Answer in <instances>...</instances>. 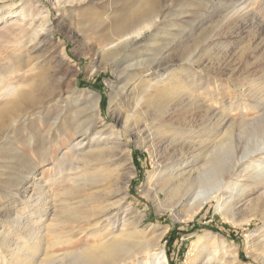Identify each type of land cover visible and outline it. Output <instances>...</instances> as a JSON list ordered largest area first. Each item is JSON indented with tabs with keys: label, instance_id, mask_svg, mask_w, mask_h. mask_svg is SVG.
I'll return each instance as SVG.
<instances>
[{
	"label": "rangeland",
	"instance_id": "obj_1",
	"mask_svg": "<svg viewBox=\"0 0 264 264\" xmlns=\"http://www.w3.org/2000/svg\"><path fill=\"white\" fill-rule=\"evenodd\" d=\"M140 1L0 0V17H7L6 20L4 18L0 20V72L2 73L0 95L4 93V86L6 87L7 84L18 86L21 74L9 73L10 71L15 70L18 65L24 68L26 64L31 66L37 62L41 63L36 65L34 72H26V75L31 73L35 75L39 72L36 78L40 83L49 84L53 90L63 92L62 99L57 103H49L47 108L28 109L26 114L11 118L9 123L7 122L0 129V231L7 233L8 236L14 235L11 217L17 213L26 215V210L22 209L21 204L12 207L9 196L18 186L28 187V192H32L30 191L33 188L32 181L28 177L32 167L38 168L40 181L47 179L54 171L52 162L67 149L66 145L58 147L54 143V135L59 132V128L61 130L69 127L68 132H71V128L77 125L82 128V133L86 132L90 137L94 135L92 134L94 119L89 110L93 98L86 91H91L100 97L99 120L108 123L114 130H120L124 115L132 116L131 123L133 119L144 122L147 116L151 117L154 113L162 112L166 108L175 109L179 99L178 94L174 92L176 83L169 82L166 85H169L168 90L162 92H158L154 86H157V81L162 77L179 81L187 75L186 71L201 73L203 64L197 61L206 59L212 61L214 57L227 55L234 66L241 69L246 66V61L254 60L255 55L258 66L264 69V44L254 52L249 46L254 44L251 35L243 32L227 37L224 33L228 22L226 16L230 14L228 11L239 7L232 4L233 0H173L172 3L170 0H156L153 4L155 12L166 6V14L156 24L155 29L145 33L128 46L104 56V52L111 50L114 44L110 39V30L115 28L126 15L135 12ZM262 4L263 0H257L252 5L261 18L264 15ZM10 11L14 12L11 14ZM21 12L25 13L23 17L16 16ZM262 20L264 22V19ZM45 31L47 34L42 38ZM259 36L264 38V25L258 30L257 40L260 39ZM188 54H193V58L190 62H185L184 59ZM26 68L28 66H25ZM149 77L153 82L150 88L146 87V80ZM220 81L223 86L218 99H223L226 105L247 95L257 94L259 97L262 94L252 87L250 89L247 86L237 87L226 77L220 78ZM113 87L118 94V104L110 109L108 96ZM71 96L76 100L71 101L69 98ZM136 102L141 103L140 108H135ZM207 104L211 108L215 107L212 100ZM184 110H181V116L170 125V129L158 127L159 131H157L164 139L169 136L186 154L194 155L197 161L196 172H200L205 179V173L210 167L209 159L220 147L222 140L226 143L231 132L215 136L214 130L207 126L208 118L201 120L199 116L194 117V115L195 121L191 123L192 127L188 132L184 128L185 122L190 117ZM242 113L244 117L249 118L257 115L256 111L249 108L240 111L237 117L243 115ZM54 116L60 118L56 124L53 121ZM67 122H70V125ZM152 124H154L152 129L155 130L157 124L154 122ZM177 130H180L179 134H176ZM234 132L233 135L236 134ZM32 139L33 147H30L29 143ZM120 140L122 155L119 159L121 163L119 170L113 165H108L106 175L100 178L104 179V182H100L99 188L102 192L99 196L103 198L106 193H118V188H123L126 182L127 193L124 203L134 209L131 218L136 220L142 216L139 228L145 231L148 238L153 237L154 242L162 244L168 264H190L187 262V256L195 242L205 246L206 252H210L213 248L217 250L214 254L216 264H229L227 260L230 257L223 253L227 250L235 251L238 264H264V244L252 247L247 241V238L257 240L263 233V220L258 215L264 209V187L252 192H248L246 188L240 190L236 187L234 193L237 195L238 192V195L234 202L237 205L234 207V216L232 215L231 219L230 216L221 213L217 199H208L194 214L189 212L187 204L176 214L158 210L155 201L146 193L150 174L155 169L150 153L138 146V140L132 131L124 134ZM10 146L14 150H9ZM47 149L49 154L44 159H39L37 152H46ZM64 154L69 155V153ZM159 154L158 161L165 160L169 156L163 150ZM263 155L256 154L254 159L259 161L250 163V169H254V173L257 172L254 175L264 173ZM21 171L23 174L20 173ZM209 186L205 184L203 189L206 191ZM203 189L195 188L193 196L197 194L206 196L205 193H201ZM54 193L61 194L58 189H54ZM160 195L163 197L162 192ZM120 197L121 195H116L113 198L115 200ZM191 202L190 200L189 203ZM81 205L84 209L94 208V203L82 202ZM96 205L99 206V203ZM49 222L48 218L41 224L44 228L42 232L48 238L53 236L50 233ZM82 222L78 225V229L87 228L89 222ZM151 225H156V228ZM72 229V226H65L53 230L54 232L64 230L66 237L75 238L73 242L49 251L57 254V258L53 256L47 258L54 261V264L71 262L78 253L92 248L94 243L100 240L98 235H89L81 230L72 234L70 233ZM1 254L0 250V256Z\"/></svg>",
	"mask_w": 264,
	"mask_h": 264
},
{
	"label": "bare ground",
	"instance_id": "obj_2",
	"mask_svg": "<svg viewBox=\"0 0 264 264\" xmlns=\"http://www.w3.org/2000/svg\"><path fill=\"white\" fill-rule=\"evenodd\" d=\"M155 1L141 0L135 12L126 15L115 28L110 30V39L114 41V44H112L111 50L104 52V56L128 46L145 33L155 29L156 24L166 14V6L155 12L153 9ZM170 2L172 3L173 0H170ZM256 2L257 0H233L232 4L239 7L237 9L231 8L228 11L230 14L226 16L228 22L224 32L227 37H232L234 34L239 35L243 32L246 35H251L254 44L249 46L252 47L254 52L264 44V38L259 36L260 39H256L258 30L264 25L262 20L264 15L262 18L259 17L257 10L252 6ZM261 8L264 9V0ZM13 12L10 11L11 14ZM24 15L25 13L21 12L16 16L23 17ZM1 18L7 19V17H0V20ZM161 26L163 27V25ZM46 34L45 31L42 38ZM192 58L193 54H188L184 60L190 62ZM256 60L257 57L254 55V60L252 59L251 62L246 61V66L240 69L234 66L227 55H223L214 57L212 61L209 59L197 61L198 63L202 62L201 65L203 64L201 73L189 70L186 71L187 75L179 81L165 77L157 81L158 83L154 81L157 84L154 87L157 88L158 92L168 90L169 85H166L169 82L176 83L174 92L179 97L177 104L175 103L177 107L172 110L166 108L162 112L154 113L153 116L150 114L151 117L147 116L146 118L149 121L144 120V122L133 119L131 123L132 116L124 115L120 130H114L108 123L99 120L100 97L98 94L86 91L93 98L92 102L90 101L89 110L94 119V133H92L94 135L90 137L88 133H82V128L77 125L71 126V132H68L69 127L61 130L59 128V132L54 135V143L58 147L66 145L67 149L52 162L54 171L49 174L47 179L40 181L38 179L40 172H38L37 167L32 165L33 167L28 176L32 181L31 186L33 188L30 190L32 192H28V187L23 186H18L15 192H11L12 194L9 197L12 207L21 204L22 209L26 210V215L17 213L11 217V225L14 228L13 236H8L7 233L0 231V250L2 251L0 264H54V261L47 258L52 256L57 258V254L49 251L63 247L75 239L72 236L66 237V231L64 230L60 232L53 231L65 226L73 227L70 233L81 230L89 235L100 237V240L94 243L92 248L78 253L77 257H73L74 259L71 262L65 264H168L162 244L154 242L153 237L148 238L145 231L139 228L142 216H139L136 220L131 218L134 209L124 203V197L127 193L126 182H124L125 186L123 188H118V193L109 192L103 198L99 196L102 192L99 188L100 182H104V179L100 178L106 175L108 165H113L119 170L121 164L119 159L122 155V152H120V149H122L120 148V139L130 131L138 140V146L148 150L151 155L155 169L150 174L146 193L155 201L158 210L162 209L176 214L181 207L187 204L189 205V212L194 214L201 209L208 199H217L221 213L230 216L231 219L234 207L237 205L234 202L235 197L237 199L238 195V192L237 195L234 193L236 187L240 190L246 188L249 190L248 192L264 187V173L259 172L260 174L254 175L257 172L254 173V169H250V163L259 161V159H254V156L264 154V95H262L264 92V69L258 66ZM39 63L41 62H37V64ZM37 64L31 66L26 64L25 66H28L26 69L25 66L23 68V66L18 65L15 70L9 72L19 73L21 78L18 80V86L12 84L4 86V93L0 95V129L11 118L26 114L28 109L33 107H40L41 109L49 103H57L59 99H62V91L53 90V87H49V84H42L37 80L36 77H38L39 72L36 73L37 71H35V75L32 73L26 75V72H34L33 70L37 68ZM222 77H226L227 80L235 83L234 85L237 87L247 86L249 89L252 87V89H257L262 94L259 97L257 94L247 95L244 98H238L230 105H226L223 99H218L223 86L220 81ZM151 82L152 80L149 77L146 80V87H152L153 82ZM73 91H75V88H73ZM108 97V106L111 109L118 104V94L114 87ZM69 98L71 101L76 100L72 96ZM175 98L177 99V96ZM210 100L215 103L213 109L207 104ZM140 104V102H136L135 108H140ZM249 108L256 111L257 115L249 118L244 117V113H242L243 115L237 117L240 111ZM181 110H184L187 116L190 117L185 122L184 128L188 132L192 127L191 123L195 116H199L201 120L208 118L207 126H209V129L214 130L215 136L220 133L231 132V135L226 139V143L225 140H222L220 147L209 159L210 167L205 173V179H203L204 176L202 177L200 172H196L197 161L194 155L182 151L179 144H174L168 135L165 139L159 136L158 129L160 127L170 129V125L181 116ZM119 116L122 117V115ZM59 120V116H54V124ZM152 122L157 124L155 130L152 129L154 125ZM67 124L70 125V122H67ZM51 131L53 132V129ZM232 132L236 134L233 135ZM179 133L180 130H177L176 134ZM73 135L74 138L72 139ZM33 142V139L30 140V147H33ZM13 148L10 146L9 150H14ZM171 148L172 150H169ZM48 150L37 152L39 159H44L49 154ZM162 150L168 153L169 156L165 160L158 161V154ZM64 153H69V155ZM45 184L48 185L45 186ZM205 184L210 185L206 191L203 189ZM197 187L203 189L201 193H205L206 196L200 194L193 196L194 189ZM54 189H58L61 194L54 193ZM161 192L163 197L160 195ZM116 195H121V197L114 200L113 197ZM190 200L191 203H189ZM82 202L85 204L94 203V208L84 209L81 205ZM96 203H99V206ZM258 216L264 224V209L259 212ZM48 218L51 227L50 233L53 235L52 237L49 236L50 238L43 234L44 228L41 226L43 221ZM82 221H88L89 224L85 229H78V225ZM152 227L156 228V225ZM262 232L257 240L247 238L248 245L255 247L258 244H264V227ZM206 251L205 246L195 242L189 250L187 262L190 264H216L214 263L217 261L214 254L217 250L213 248L210 252ZM223 253L230 257L227 260L229 264H238L234 250H227ZM223 262H226V260H223Z\"/></svg>",
	"mask_w": 264,
	"mask_h": 264
}]
</instances>
